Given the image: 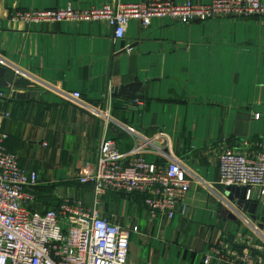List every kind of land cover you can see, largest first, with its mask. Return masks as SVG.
Returning a JSON list of instances; mask_svg holds the SVG:
<instances>
[{"label":"crops","instance_id":"0c3cea01","mask_svg":"<svg viewBox=\"0 0 264 264\" xmlns=\"http://www.w3.org/2000/svg\"><path fill=\"white\" fill-rule=\"evenodd\" d=\"M147 1L0 0V84L7 81L0 85V128L7 151L38 175L31 208L42 213L65 197L91 205L93 192L78 176L95 162L102 139L126 153L159 136L154 146L193 182L173 219L150 217L139 196H103L102 217L129 231L127 263L204 264L221 237L241 249L234 239L239 233L264 246V199L251 215L217 184L223 145L264 153V18L131 21L118 40L105 21L25 25L10 19L14 11ZM137 84L132 97L112 91ZM76 101L95 112L110 106L112 123L105 126ZM156 158L145 154L147 161Z\"/></svg>","mask_w":264,"mask_h":264},{"label":"built area","instance_id":"2783aa9c","mask_svg":"<svg viewBox=\"0 0 264 264\" xmlns=\"http://www.w3.org/2000/svg\"><path fill=\"white\" fill-rule=\"evenodd\" d=\"M224 18H264V1L213 0L197 4L190 0H151L85 10L68 5L10 14L11 20L25 25L105 21L113 29L114 40L124 37L125 26L131 21L149 26L154 19L190 24ZM76 104L95 112L80 101ZM96 113L105 126L112 123L110 106ZM6 139L0 128V264H128L129 231L102 217L98 205L103 196H139L150 217L173 219L193 182L179 162L154 146L159 136L138 142L126 153L118 150L115 141L102 139L95 162L85 163L78 176L79 184L89 186L93 192L91 205L85 206L79 198L65 197L39 213L31 208L35 205L31 191L38 186V175L20 167L17 155L5 148ZM152 151L157 158L147 161L145 154ZM217 162V184L245 188V200L249 202L264 199L263 152L247 153L223 145ZM235 236L241 249L221 237L210 246L203 263L215 260L218 264H261L264 246L251 243L240 233Z\"/></svg>","mask_w":264,"mask_h":264},{"label":"water","instance_id":"95a60500","mask_svg":"<svg viewBox=\"0 0 264 264\" xmlns=\"http://www.w3.org/2000/svg\"><path fill=\"white\" fill-rule=\"evenodd\" d=\"M0 85L6 86L7 81L5 83H1ZM138 87H140L138 84L137 85H126V86L115 87L112 91L113 93L118 94V95L132 97L134 96L133 92L137 90ZM25 96L26 95H20L19 98L22 99ZM225 195L228 196L230 200H233V199L237 200L236 205L242 210L247 211L251 215L254 214L257 204L255 202H249L245 200V195H246L245 188L228 187L226 188Z\"/></svg>","mask_w":264,"mask_h":264},{"label":"trees","instance_id":"16d2710c","mask_svg":"<svg viewBox=\"0 0 264 264\" xmlns=\"http://www.w3.org/2000/svg\"><path fill=\"white\" fill-rule=\"evenodd\" d=\"M139 200L141 201V198L139 197ZM261 255H263V254H261ZM262 258L264 259V255L262 256Z\"/></svg>","mask_w":264,"mask_h":264}]
</instances>
